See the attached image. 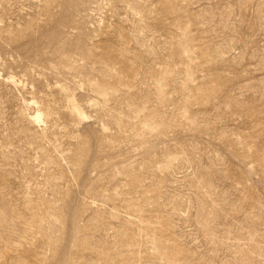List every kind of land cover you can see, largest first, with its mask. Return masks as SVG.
<instances>
[{"label":"rangeland","instance_id":"rangeland-1","mask_svg":"<svg viewBox=\"0 0 264 264\" xmlns=\"http://www.w3.org/2000/svg\"><path fill=\"white\" fill-rule=\"evenodd\" d=\"M0 264H264V0H0Z\"/></svg>","mask_w":264,"mask_h":264},{"label":"bare ground","instance_id":"bare-ground-1","mask_svg":"<svg viewBox=\"0 0 264 264\" xmlns=\"http://www.w3.org/2000/svg\"><path fill=\"white\" fill-rule=\"evenodd\" d=\"M39 117H40V115L36 114V115H34L33 119L37 120V119H39Z\"/></svg>","mask_w":264,"mask_h":264}]
</instances>
